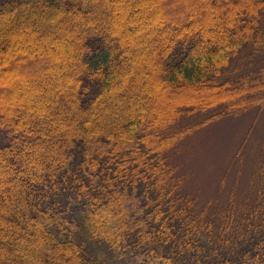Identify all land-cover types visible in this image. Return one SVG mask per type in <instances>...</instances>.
<instances>
[{"label": "trees", "instance_id": "16d2710c", "mask_svg": "<svg viewBox=\"0 0 264 264\" xmlns=\"http://www.w3.org/2000/svg\"><path fill=\"white\" fill-rule=\"evenodd\" d=\"M191 1L213 22L189 5L168 20L146 76L122 39L124 7L141 0H0V61L27 33L70 41L52 99L17 112L0 102V264H264V136L246 196L220 211L184 193L169 158L205 124L264 110V0ZM159 82L197 101L162 110L137 89Z\"/></svg>", "mask_w": 264, "mask_h": 264}, {"label": "rangeland", "instance_id": "374dc122", "mask_svg": "<svg viewBox=\"0 0 264 264\" xmlns=\"http://www.w3.org/2000/svg\"><path fill=\"white\" fill-rule=\"evenodd\" d=\"M196 4V1L191 0H141V9L137 6H135L137 9L134 8L131 2L124 7L123 22L126 24L124 27L127 34H122V39L133 41L135 48L132 50L130 61L139 62L144 67L146 76L155 72L152 67L156 66L152 55L157 47L149 43L150 38H157L161 32L167 30L168 20H177L179 14L183 18L186 12H189L186 9L189 5L195 11L196 7L199 8V16H196L198 20L207 19V22L209 20L213 22L215 14L209 12L210 7L204 5L202 1L199 4L204 5L201 6L203 9ZM130 10L137 13L135 18L130 17L132 13ZM173 28L175 29V25ZM203 32L206 38L211 37L208 31L203 29ZM27 35L24 36V41H20L16 53L5 55L0 61V102L7 103L16 112L32 103H41V94L49 88L52 76L68 70V63L63 67L62 62L65 60V51L70 41L58 39L59 41L51 45L53 37L44 41L37 32L35 38ZM207 40L211 44L215 37ZM148 64L151 67H148ZM142 74H139L136 83L143 80ZM144 87L137 89L162 110L169 109L170 99L173 103L197 101V97L193 95L195 92L178 85L166 87L159 82L153 92L148 84L145 83ZM201 91L207 93L204 88H201ZM47 96L48 100L53 98L49 93ZM217 110L189 118L184 126L201 123L211 118ZM58 111L51 112V115L57 117L60 113ZM261 121L264 123V110L258 109L246 111L239 116L221 117L195 130L177 148L170 151V160L185 176L184 193L196 195L202 206L212 202L211 212L220 211L218 210L220 207L227 206L231 194L236 197L237 203L243 199L254 176L255 163L258 165L262 158L260 141L264 136V126ZM5 137L4 131L0 128L1 145L8 143ZM235 186L239 188L235 190ZM106 249V245L103 244L97 247L104 258H107Z\"/></svg>", "mask_w": 264, "mask_h": 264}]
</instances>
